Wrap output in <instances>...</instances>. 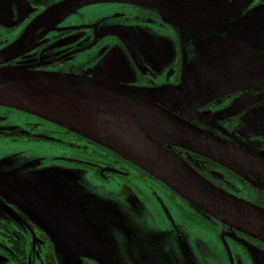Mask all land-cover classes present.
Masks as SVG:
<instances>
[{"label": "flooded vegetation", "instance_id": "flooded-vegetation-1", "mask_svg": "<svg viewBox=\"0 0 264 264\" xmlns=\"http://www.w3.org/2000/svg\"><path fill=\"white\" fill-rule=\"evenodd\" d=\"M62 1L64 0H31L32 7L27 12L29 18L27 19V15L23 18V30L16 35L7 33L6 37H11V42L1 41L0 47H8L25 32L26 28L40 14ZM158 1L150 0L134 4L101 0L89 3L88 6L79 9L73 15L74 19L64 20L58 26L64 27V32L60 35H53L54 32L51 33L49 30L42 32L37 36V40L31 48L5 65L18 66L16 64H19L34 71L74 75L103 83L107 89L111 90L112 99L121 105L127 102L129 104L127 110L136 114L138 108L135 104L140 101L141 90L172 88V85L183 82L182 51L179 57L173 61L171 60V51L167 49L166 45L167 39H170L171 35L175 36L173 20H167L161 11L144 7ZM259 5H264V0H255L252 4L254 7L247 8V10ZM123 19L128 20L126 24L123 23ZM77 20L81 23L73 28L74 24L71 22L74 23ZM101 30L105 33L101 37L95 36L91 40L90 36H94ZM106 30L109 32L106 33ZM147 31L159 36L153 37L144 34ZM74 32L76 35L81 33L83 36L79 40H72L71 36H75ZM141 32L142 34H140ZM58 38L66 39L61 41ZM257 56H262L264 61V52H258ZM259 61L261 63V60ZM225 67L226 65L222 68L220 76L218 67L215 71L216 78L212 79L210 77L213 73V62H202L199 67L201 71L199 78H210V81H207L206 84L203 83L200 87L217 86L220 77L231 76L229 71H223ZM259 79L261 80V78ZM242 90H245L243 95H241ZM232 91L234 92L221 98L202 103L200 111L203 114L206 113L205 116L211 114V120H202L201 122L198 119L195 122L191 119H183L225 139L219 132L220 128L234 133L242 126L251 107L264 105V87L261 88V91L249 88V86ZM243 97L246 101H254L255 105L244 108L245 105L241 106L240 104ZM149 104L153 105L152 102ZM157 105L163 110L171 111L170 105L165 100ZM229 106L230 112L234 114L221 115ZM22 143H26L28 147L18 145ZM11 144H14L15 148L7 152L11 147L8 145ZM165 146L168 145L165 144ZM169 150L216 186L239 198L264 207V186L251 174L233 171L210 158L177 146H172ZM52 165L62 168L59 171L51 168ZM76 167L87 169L90 176L93 175L101 181L102 179L109 181L114 178L121 179V184L125 185L121 187H129L126 178L134 175L132 179L142 182H145L146 179L154 182L167 197L155 196L156 202L150 201V205L141 199L135 209H127L121 215L112 218L120 223L116 226L117 229L121 231L131 229L138 240L131 245L133 251L135 250L140 258H135L134 261L129 257L124 264H142V260L148 259L145 258V254L149 252H144L143 249H139V246L151 235L158 239L173 238L172 241L166 239L168 241L159 243H166L167 247L174 244L183 246L184 235L187 236V233L183 231L185 220L188 218L187 212L195 214L192 215L195 218L212 220L204 213L201 214V211H196L197 209L167 185L85 135L38 115L0 105V179L14 181L26 191V200L0 195V200L15 214V218L11 216V219L0 221V233L6 241L4 244L0 243L4 254V258L0 257V264H29L34 254L48 263H54L53 252L56 245L49 232L51 229H53L52 231L70 230L72 223L78 224L80 220L79 217L72 215L68 216L70 221L67 222L65 213L62 211L65 209L62 203L56 204L58 210L56 214L48 216L38 211V205L42 199L48 196L43 190L47 187L42 185L39 178L46 176L44 178L46 184H53L54 180L60 187H63L65 184L59 180L60 175L79 172L81 168L77 169ZM248 171L264 180L263 175L252 170ZM148 189L152 194L156 191L151 185L148 186ZM166 199L180 209L170 211ZM124 201L126 200L124 199ZM126 205L127 203H124L125 207ZM217 224L221 230L229 231L234 235L235 244L241 249H245V246L242 247L240 244L241 239L251 245L264 248L263 240L221 222ZM78 227L81 230L83 228L88 231L93 230L92 227L87 228L84 225H76L75 229ZM93 227H96L95 230L101 229L98 225ZM29 232L37 234L40 239L39 245L36 246L28 240ZM96 243L99 247L101 246L99 242L96 241ZM100 248L114 264L102 246ZM38 249H40L41 257ZM120 252L128 255V252L121 246ZM84 259L92 264H103L91 250Z\"/></svg>", "mask_w": 264, "mask_h": 264}, {"label": "rangeland", "instance_id": "rangeland-1", "mask_svg": "<svg viewBox=\"0 0 264 264\" xmlns=\"http://www.w3.org/2000/svg\"><path fill=\"white\" fill-rule=\"evenodd\" d=\"M167 2L172 4L170 13L165 18L179 19V22H173L175 36L171 35L170 39H167L166 45L168 50L171 51V60L175 61L182 51V74L192 68H198L202 65V62H213V73L210 78H216V69L222 71V68L226 65L223 71H229L230 75H226L224 78L220 77V82H217V86L211 85L210 88H227L228 92H222L220 94L212 95L207 91L201 92L198 97L196 91H190L185 97H169L168 104L171 107V111L181 118L187 120L191 119L197 122L201 120H211V114L205 116L200 111L202 103L211 101L215 98H221L228 93H232L234 90H239L241 87L253 88L254 90L261 91L264 87V80L259 81L257 77L264 73V62L259 66L257 60H262V56H256L253 50L264 49V21L260 23V30L258 38L255 37V33H248L242 30L241 26H249V19L246 18L252 9L247 8L254 7L255 0H159L155 4L145 5L146 8H153L158 11L166 13ZM88 4H82L80 6H74L66 9L64 13H59L46 22L38 24V29L33 37V42L37 36L42 32L48 30L53 35H60L63 31V26L58 27L64 20L73 18V15ZM134 6V5H133ZM32 7L31 0H0V42H11L9 35L19 34L24 26H22L23 18L26 17L28 10ZM228 15H231L233 10L235 17L232 16L220 18L222 10ZM241 11H240V10ZM260 9V5L257 6ZM259 14L261 19H264L263 13ZM18 18V20H17ZM29 16L27 15V19ZM128 20L123 19V23L126 24ZM72 27L79 26L81 21L77 20ZM139 24V23H136ZM71 30V29H70ZM75 31V30H74ZM109 32L106 30V33ZM104 31H99L94 36H90L91 40L95 36H102ZM75 36H71L72 40H79L83 34L73 33ZM142 34V32L140 33ZM150 36L157 37L159 35L153 32H145ZM161 36V35H160ZM162 38H165L161 36ZM97 38V37H96ZM59 40H65L66 38H58ZM70 39V43L72 40ZM250 40H254V44H250ZM13 43V42H12ZM11 43V44H12ZM69 43V44H70ZM67 45V44H65ZM6 48V47H5ZM4 48L0 47V51ZM251 50V51H250ZM126 56V55H125ZM135 55H133L134 57ZM255 56V57H254ZM135 58V57H134ZM222 72L220 73V75ZM219 75V76H220ZM262 76V75H261ZM264 77V76H263ZM210 78H196L195 84L200 87L203 83L210 81ZM225 79V80H224ZM178 85H172L173 89H178ZM181 87V86H180ZM233 88V89H232ZM210 90V89H209ZM245 90H242L243 95ZM240 95V96H241ZM239 101V100H238ZM245 107L249 105H255L254 101H246L245 97L240 102ZM248 115L245 117L242 126H240L234 133L220 128L219 132L229 140L238 146L250 151L253 154L261 155L264 158V105H257L250 108ZM227 114L230 116V106L225 109L221 115ZM234 114V113H231ZM215 117V115H214ZM206 125V124H205ZM211 128V127H210ZM211 130H213L211 128ZM213 133L209 130H206ZM214 134V133H213ZM14 144L8 145V151L14 149ZM20 147H28L26 143L18 144ZM15 146V145H14ZM223 163L222 166L228 167L230 163ZM51 168L61 170V166L52 165ZM77 169L81 167H76ZM232 169V168H231ZM80 171L70 172L68 174L60 175L59 180L65 184L60 187L57 183L46 184L44 177H40L39 181L42 182L45 193L48 195L47 200L38 205V211L42 214L48 215L50 211L56 213L57 203H62L65 207L62 211L65 213V220L70 221L68 216L75 215L79 217L80 223L75 225H84L92 227V231H88L85 228L82 230L72 223V229L63 230L67 236L70 249H61L56 244L54 249V263H48L42 258L37 257L35 254L31 257V263L29 264H92L87 262L84 257L89 253L84 246L86 236L90 239L97 241L101 244L103 250L108 253L114 264H124L130 257L135 261V258H140L133 251L131 244L137 242V237L131 229L121 231L116 228L120 223L112 220L116 216L121 215L123 211L127 209H135L136 205L140 203L142 199L147 205H150V201L156 202V197L167 198L163 190L158 187L154 182L146 180L142 182L138 179H132L134 175L126 178V182L129 187L121 184V179L114 178L112 180L96 179L93 175H89V172L85 168L79 169ZM233 171L247 172L254 178L259 180V183L264 186V180L257 177L245 168H236ZM151 185L155 193H151L148 186ZM59 186V187H58ZM60 194L61 196H57ZM124 199L126 201H124ZM124 201V202H123ZM124 203H127L126 207ZM166 203L170 211L179 210L177 206L166 199ZM53 204V205H52ZM200 211V210H196ZM70 214V215H69ZM201 214L203 212L201 211ZM192 212H187L188 218L185 220L184 232V245L178 246L176 244L167 247L165 244H159L162 242L172 241L173 238L158 239L154 236H149L148 239L139 246V249H143L145 254V261L142 260V264H264V248H259L256 245L241 239L240 248L235 244V237L229 231H224L218 228L220 220L213 216H209L208 219H200L193 217ZM206 215V214H205ZM208 215V214H207ZM11 216L15 218V214L11 209L6 206L4 202L0 200V221H5L7 218L11 219ZM217 222V223H216ZM223 224V223H222ZM99 226L101 229L95 230ZM90 229V228H89ZM101 231V232H99ZM198 233H197V232ZM28 240L32 241L36 246L39 245L40 239L35 232H29ZM0 233V243H5ZM120 246L128 252L125 255L120 252ZM40 257V249H38ZM245 253V255H243ZM0 257L4 258L3 250L0 247ZM125 259V260H121ZM137 261V260H136ZM136 264V263H134Z\"/></svg>", "mask_w": 264, "mask_h": 264}, {"label": "water", "instance_id": "water-1", "mask_svg": "<svg viewBox=\"0 0 264 264\" xmlns=\"http://www.w3.org/2000/svg\"><path fill=\"white\" fill-rule=\"evenodd\" d=\"M95 1L101 0H64L53 5L40 14L16 41L0 51V105L38 115L85 135L167 185L206 216H213L223 224L264 241V207L216 186L169 150L170 147L177 146L210 158L221 165L230 163L227 168L232 170L240 167L264 176V158L261 155L253 154L229 140L190 123L172 111L158 107L157 104L161 101L168 102L169 97H185L190 91H196L198 97L203 91L212 95L228 92L229 89L223 87L219 89L196 86L195 79L201 74L199 67L189 69L183 74V82L178 89L141 90L140 101L135 104L138 108L135 114L127 110L129 105L127 102L121 105L112 99L111 90L103 83L74 75L34 71L19 64L5 65L35 44L37 38L33 42V37L38 24L40 26L41 23L59 13H64L70 7ZM102 1L141 4L150 0ZM172 7V4L167 2L164 16L167 17ZM260 8L261 10L257 7L253 8L248 13L252 15L246 16L249 19V26H241L242 30L255 33L257 38L260 36L258 35L260 23L264 21L258 14L263 13L264 5ZM231 12V15H228L223 9L219 17L234 18V11ZM169 20L179 22L176 18ZM254 43V40H250L249 45ZM253 51L264 52V49ZM257 61L259 66L264 62ZM263 76L264 73L257 78H261L259 80L262 81ZM150 102L155 106L150 105ZM108 115L122 116L140 134L134 135L124 130ZM25 194L26 191L16 182L0 179V195L22 200L25 199ZM45 200L47 198H43L42 202ZM53 214L56 213L50 211L48 216ZM52 230L49 235L55 244L62 250H69L72 244H69L64 232ZM84 246L88 253L91 250L101 263L112 264L101 250V246L99 247L96 241L88 236Z\"/></svg>", "mask_w": 264, "mask_h": 264}, {"label": "bare ground", "instance_id": "bare-ground-1", "mask_svg": "<svg viewBox=\"0 0 264 264\" xmlns=\"http://www.w3.org/2000/svg\"><path fill=\"white\" fill-rule=\"evenodd\" d=\"M108 117L112 118L111 120H113L115 122V124H118L124 130H127L134 135L140 134L139 131L131 123H129L125 118H123L122 116L108 115Z\"/></svg>", "mask_w": 264, "mask_h": 264}]
</instances>
